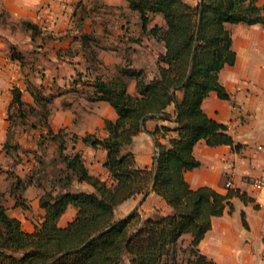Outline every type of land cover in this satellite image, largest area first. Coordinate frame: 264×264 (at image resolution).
Returning <instances> with one entry per match:
<instances>
[{"label":"trees","instance_id":"1","mask_svg":"<svg viewBox=\"0 0 264 264\" xmlns=\"http://www.w3.org/2000/svg\"><path fill=\"white\" fill-rule=\"evenodd\" d=\"M128 2L141 16L142 31L163 42L164 50L157 56L156 72L151 78L142 67L127 63L118 66L106 79L97 76L91 83L96 98L108 101L117 117L105 120L104 138L86 134L81 139L106 149L103 165L112 183L90 174L81 152H68L65 134L49 127L46 103L51 96L35 94V104H30L22 100L18 87L12 89L4 148L8 152L14 131L13 116L24 121L33 112L40 115V122L47 126L40 139L49 138L58 144L64 188L56 191L35 182L43 189L39 203L45 214L31 232L23 230L20 220L9 215L0 192V264H215L200 252L198 243L211 227L212 218L221 216L226 206L231 208L230 198L240 194L234 189L220 193L207 185L191 188L184 172L200 164L193 155V147L200 139L212 146L228 144L236 150L241 147L234 143L226 124L206 115L202 101L211 90L228 98L218 80V72L235 60L230 30L225 24H264V4L256 0H202L194 5L184 0ZM153 13L163 14L164 26L147 28ZM25 23L36 30L34 23ZM91 37L82 34L84 46ZM12 57L21 60L15 52ZM130 79L136 81L135 94L127 89ZM42 99L45 103L40 104ZM171 104L176 108L175 125H155L150 131L156 143L153 164L138 167L127 146L145 128L147 119L172 120L173 114L167 109ZM151 113L160 116L147 117L141 125L140 119ZM170 131L175 135L161 141L160 136L165 137ZM71 137L77 135L73 133ZM33 180L31 176L23 179L16 174L12 188H23ZM73 182H86L92 189L73 188ZM149 185L165 199L170 210L143 215L136 208L117 218V206L143 195ZM240 196L246 200L243 194ZM17 201L22 203L18 196ZM69 204L77 208L76 216L65 226H59L57 220ZM243 221L245 224L244 217ZM184 235L190 236L186 244Z\"/></svg>","mask_w":264,"mask_h":264},{"label":"crops","instance_id":"2","mask_svg":"<svg viewBox=\"0 0 264 264\" xmlns=\"http://www.w3.org/2000/svg\"><path fill=\"white\" fill-rule=\"evenodd\" d=\"M80 1L83 3L85 0H0V160L7 157L4 143L8 139L10 122L7 116L12 100V89L18 87L22 100L35 104L32 93L25 87L24 78L30 81L26 65L12 57L11 51L14 52V47L12 43L9 44L11 37L15 36L9 29V22L26 20L58 36L50 42L53 43L50 45L55 47V50H64L68 47L75 49L70 57L55 54L49 56L56 62L54 71L40 79L65 84L60 89L56 85L59 90L55 92L54 105L48 107L47 122L52 131L61 130L65 134L68 152L73 150L81 152L90 174L110 184L113 180L103 165L107 156L106 149L101 146L93 147L81 139L86 134L104 138L107 135L104 128L105 120L117 117L115 109L108 101L96 98L91 83L97 76L106 79L108 69L113 73L118 66L127 63L140 67V63L133 55L143 48L153 52V49L158 47V51L150 56L154 69H151L152 74L149 72L147 76L153 77L156 72L157 56L164 50V46L163 42L156 41L155 37L142 31L141 16L137 10L129 7L128 0H103L106 6L118 8V12L119 8L123 9L119 13H114L113 18L109 15L103 29L86 28L85 20L88 17L86 16L83 18L82 28L79 31L73 30L71 16L81 5ZM184 1L194 5L200 0L195 3L190 0ZM256 1L258 4H264V0ZM156 24L165 25L162 13L150 14L147 28ZM225 25L230 30L231 49L235 52V60L233 64L225 65L218 72V80L228 98H221L216 90H211L202 101V109L209 117L226 124L234 143L241 147L236 150L228 144L212 146L204 139L198 140L193 147V155L200 164L186 170L184 178L191 188L207 185L220 193L234 189L246 198L245 200L240 195H233L230 198L231 208L226 206L221 216L212 218L211 227L198 243L200 252L212 259L215 264H264V187L257 189L251 183L254 178L264 179V24L238 22ZM82 34H90L91 38L99 40L96 43L99 47L96 48L102 50L103 54L98 56L99 61L93 64L94 66H91L84 57L83 48L87 46H84ZM89 42L90 39L85 40L86 44ZM79 48L82 53L79 52ZM75 71L83 72L88 80L87 90L76 88L79 90L78 96L73 94V85H70L74 81ZM31 83H36L35 87L40 88L37 82ZM127 89L131 94L136 93L135 79L129 80ZM180 93L178 92V96H181ZM167 109L173 114L172 120L147 119L145 130L135 135L132 143L127 146V150L133 152L138 167H151L153 164L156 143L150 131L155 125H175V104H171ZM38 130L40 132L35 136V140L27 142L25 138L24 140L18 138V141L23 146L36 147L38 136L46 132L47 126L41 125ZM73 133L77 135L76 138L71 137ZM174 135L175 132L170 131L165 137L160 136V140L164 142ZM57 145L56 143L55 147ZM19 176L23 177L22 174ZM228 179L232 182L230 188L224 185ZM73 183L74 186H81L82 189L79 188L81 190L92 189L86 182ZM3 191L0 188V192L4 193ZM42 192V187L32 182L20 189H13L11 184L9 191L5 193L7 203L4 202V205L7 212L20 220L25 231H33L35 225L43 219L45 210L39 203ZM17 196L22 203L17 201ZM141 196L136 195L120 203L115 210L116 217L129 214ZM137 209L143 215H148L154 211L166 212L170 210V206L152 190L150 185ZM76 213L77 208L69 204L59 216L57 224L65 226L74 219ZM182 238L186 244L190 236L184 235Z\"/></svg>","mask_w":264,"mask_h":264},{"label":"rangeland","instance_id":"3","mask_svg":"<svg viewBox=\"0 0 264 264\" xmlns=\"http://www.w3.org/2000/svg\"><path fill=\"white\" fill-rule=\"evenodd\" d=\"M190 1L195 3L197 0ZM119 10L122 11L123 9L119 8ZM119 12L118 8L106 6L103 0H85L80 6H78L76 14L71 16V28L79 31L84 23V19L80 21V17L83 16V18H85L88 16L85 20L86 28L92 27L103 29L104 22L109 18V15L113 18L114 13ZM25 21L26 20L9 22V29L15 34L14 38L11 37L9 40V44L12 43L15 54L20 55L21 60H19V58L16 59L22 63V65H26V72L29 75L28 78H30V81L27 78H24L25 87L29 88V91L33 93V97L35 94L40 97L45 96L47 98L51 96L49 102L46 103L47 106L51 108L52 105H54L53 99L55 92L59 90L61 86H65V84H56L55 82H49L47 80L41 81L45 74L53 73L56 65V62L49 56H54L55 54L57 56L70 57L75 49L68 47L64 50H55V47L50 45L53 43L50 42L58 36L54 35L49 30L42 29L41 27H37L36 30H32L26 26ZM98 42V39L90 38V42L87 47L83 48L84 57L91 66H94L93 64H97L99 61L98 56H102L103 54L102 50H97L98 48H96L99 47L96 44ZM22 45L23 47H21ZM78 50L82 53L81 48ZM155 51H158V47H155L153 52L150 49L143 48L133 55L135 56L137 62L140 63V67L147 70V72H145L146 74H149V72L152 74L151 69H154V63H152L150 56H152L153 53H156ZM12 53L13 52L11 51V54ZM109 70L110 69L107 70L108 72L106 71V75L108 77L112 74ZM78 72H74V81L70 84L73 85V94L76 96L79 95V90H76V88L78 87L79 89L82 88L83 90H87L86 83L88 82L85 77L86 75H84L83 72ZM32 81L40 84V88H37V86L35 87L36 83H31ZM56 85H58L59 89ZM42 103H45L43 99L40 104ZM11 121H13L12 123L14 124V131L11 134V139L9 140L10 147L8 149L6 159L0 160V188L5 191L2 193L3 201L7 203L5 193L9 191L16 174H22L23 179H26L27 176H31L34 179V182H41L42 186L47 189L53 188L56 191L63 189L64 181H62V176L64 173H61L63 165L57 154V147H55L57 142L52 141L49 138L40 139L38 136V140H36L37 146L30 147L29 145L23 146L20 141H18V138H22L23 140L25 138L27 139V142L29 140H35V136L39 135L40 132L38 127L44 125L40 122V115L33 112L32 114L26 116L24 121L20 117L13 116ZM32 123L37 125L33 126ZM32 129L34 130L31 131ZM40 141L43 142L42 145L38 143ZM73 188L82 189L79 185ZM117 214L119 213L117 212Z\"/></svg>","mask_w":264,"mask_h":264},{"label":"water","instance_id":"4","mask_svg":"<svg viewBox=\"0 0 264 264\" xmlns=\"http://www.w3.org/2000/svg\"><path fill=\"white\" fill-rule=\"evenodd\" d=\"M201 1H202V0H200V2H201ZM158 116H160V114H158V113H151V114H148L147 116H144V117H142V118L140 119V124L143 125V124H144V121L146 120L147 117H158ZM142 130H145V129L142 128ZM155 155H156V148L154 147V157H155ZM149 188H150V185H149L148 188L146 189L145 193L141 196V198L139 199L138 203L134 206V208L132 209V211L138 207V204H139L140 202L143 201V199L145 198V196H146V194H147Z\"/></svg>","mask_w":264,"mask_h":264},{"label":"built area","instance_id":"5","mask_svg":"<svg viewBox=\"0 0 264 264\" xmlns=\"http://www.w3.org/2000/svg\"><path fill=\"white\" fill-rule=\"evenodd\" d=\"M251 183L257 189H261V188L264 187V179L263 178H259V177L258 178H254ZM224 185H225V187L230 188L231 185H232L231 180H229V179L226 180Z\"/></svg>","mask_w":264,"mask_h":264}]
</instances>
